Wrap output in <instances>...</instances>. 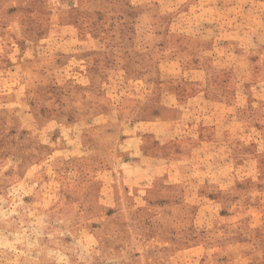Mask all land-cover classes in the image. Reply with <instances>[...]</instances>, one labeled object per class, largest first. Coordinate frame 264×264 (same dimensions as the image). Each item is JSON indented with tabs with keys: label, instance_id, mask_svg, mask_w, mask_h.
<instances>
[{
	"label": "rangeland",
	"instance_id": "rangeland-1",
	"mask_svg": "<svg viewBox=\"0 0 264 264\" xmlns=\"http://www.w3.org/2000/svg\"><path fill=\"white\" fill-rule=\"evenodd\" d=\"M0 264H264V0H0Z\"/></svg>",
	"mask_w": 264,
	"mask_h": 264
}]
</instances>
